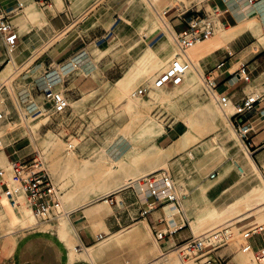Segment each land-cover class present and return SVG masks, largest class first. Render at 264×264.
<instances>
[{
  "label": "rangeland",
  "instance_id": "374dc122",
  "mask_svg": "<svg viewBox=\"0 0 264 264\" xmlns=\"http://www.w3.org/2000/svg\"><path fill=\"white\" fill-rule=\"evenodd\" d=\"M13 1L0 0L2 9L8 12L11 20L12 16L23 8H18L17 3ZM26 1L32 3L36 9L44 11L47 15V20L45 22H29L24 30L21 29L20 25L15 23L20 38L18 40L19 46L13 52L18 54L22 50V52L28 51L31 54L29 59L23 64L19 60L21 57H18L16 66H11L8 55L9 51L0 39V108L4 109L7 113V118L0 123L1 135H7L14 140H19L17 145L30 152L26 157L27 160H32L36 151L43 152L47 168L54 180L63 189L62 198L64 203V194L69 186L71 187V178L70 176L62 178L56 176L55 173L61 172L67 165L71 164L76 168L80 167L86 159H95L97 155L101 156L103 150L106 148H109L118 155L123 147H127L128 144L131 148L126 153V161H129L132 153L138 152L144 155L150 148H156V145L164 151H168L180 142L182 136L189 130L190 124L194 123L196 129L198 127L201 130L197 129L194 132H202L203 136L171 155L165 156L156 165L160 166L159 168L171 167L175 173L178 186L182 191L187 193L183 207L186 214L185 221H182L185 224L184 228L193 231L192 234H200L206 230L229 223L232 236L229 239V244L220 248L218 253L232 254L236 263L242 264L239 254L242 256L246 252H243L240 248L241 228L248 227L255 222L264 223V208L257 207L249 217L241 220H238L239 217L232 219L228 217L223 220L196 221L202 211L209 205V198L214 203L221 202L226 198L227 188L234 181L241 178L239 166L242 163L239 160H235L232 163V160L228 158L227 147L236 142L233 146V151L241 149L242 152H245L248 148L230 119L232 114L229 113L227 120L218 101L212 95L206 93L204 81L200 76H198L199 83L196 89L191 92L177 91L176 86L169 85L161 90L154 89L146 96L138 95L137 99L143 106L140 111L148 112L147 114H139L137 111L125 108L123 92H121V88L117 85V81L130 72L145 51L148 43L154 44L156 40L163 39L164 34H167L170 37L169 51L171 53L172 51L173 53L175 52L174 36H170V32L166 27H161V29L153 34H147L141 30L147 18L154 11L159 12L163 16L168 26H172L171 17L178 12L174 7L176 3L184 1L186 4H191V2H194L199 3L200 7L203 5V3H200L203 0H153L156 7L155 10L148 6L147 0H136V11L132 10L130 4L132 0H105L102 5L107 7L106 11L101 15L96 14L99 21L97 18L92 21H85L90 16L89 13L85 19H81V23L75 21L56 31H53V25L57 24L54 10L50 11L51 7L43 8L34 0ZM108 1L109 3H107ZM216 2L224 5L220 0H213V3ZM168 6L171 10L166 13ZM208 9H210L209 6ZM114 11H118L120 15L119 23L122 26L120 33L110 27L111 22L114 21ZM154 14L158 16V13ZM98 22H103L105 28H108L110 31L113 30L108 37H104V34H99V38L95 39L89 32V28H95V26V30L102 31V27H97ZM177 28L182 29L184 25L179 24ZM217 29L214 34L225 31L227 27L219 26ZM258 39L252 31L245 32L237 40L231 42L230 50L232 54L228 56V59L236 63L235 70L240 68V64H246L252 75V80L247 83L252 84V87L257 85L259 92H263L264 45ZM96 46H99L101 49H97L96 51ZM86 53L89 54L88 56H93L92 58L95 62V66L91 70L83 69L80 64L74 67L75 61L71 64V67L63 70L62 72L64 73H61L63 64L75 57L81 58ZM157 53L160 54L159 52ZM188 53L196 63V58L193 57V49L189 50ZM221 53L224 54V52ZM21 56L23 57V53H21ZM160 57L168 60L167 65H165L167 67L170 58H165V55L161 54ZM5 58H7L6 61ZM212 58L210 57L209 60L211 61ZM77 61L79 62L80 60L78 59ZM9 65V71L2 78V71ZM218 65L219 63L210 64L206 68H201V73L209 71L213 66H215L214 69H217ZM164 70L165 67L157 71L149 79L148 76L139 77L130 87V91L137 90L140 86H149L152 80ZM77 72L81 74L87 73L96 83L94 84L95 88L92 90L84 92L80 97H71L70 99L74 107L73 110L75 109L79 113L86 114V118L89 119L90 128L92 129H88L91 134L90 139L84 141L82 145H78L75 150H70L66 141L67 137L64 136L68 130L65 126L60 128L57 125L58 121H60L59 118L48 112L49 105L45 97L46 88L43 84L50 79L51 76H48L50 74H53L52 77H56L65 73L75 75ZM217 82L219 85V79H217ZM55 90H67V88L61 87ZM170 93H175L173 99L168 98ZM80 98L83 99L77 101ZM211 103L218 106L217 108L220 113L215 115L213 123L209 122L211 125L207 123L203 127L202 125L197 126V119H199L197 109L208 106ZM80 109H84V111ZM230 110L232 111L233 109L231 108ZM147 115L152 117L154 121L163 124V128L160 124H156V129L160 130L158 133L140 137L137 135V132L140 129L141 119ZM42 118L43 121L38 126L34 127L35 125H31ZM89 132L87 131L86 133ZM213 136L219 138L224 144V149L210 144L213 143ZM51 137L57 139V141L51 142ZM73 140L74 143L79 142L78 138H73ZM142 146L147 147L143 149ZM162 149L161 151H163ZM143 166L144 168L146 167L145 164ZM228 168L229 170L225 173V170ZM150 170L152 169L146 167V170L141 172L139 176ZM99 171L91 172L90 178L94 176V173H98ZM213 174H215L214 177L212 176ZM82 179H85V177L81 176L80 180ZM206 190L209 198L207 197ZM0 202V207H3V211L0 212V243L4 240V235L9 232L14 231L12 232L14 234L27 227L36 226L43 222L37 218L33 219L32 209L27 199L23 200L21 206H12L0 188ZM28 208L30 211L26 219L13 227V219L19 217L21 212ZM163 215L166 218V213ZM195 215L197 217L193 220ZM63 217L64 215L57 221H45V225L52 227L55 224H61ZM137 228H139L137 225H131L125 231H122V236L121 234L118 236L114 235L116 242L123 243L128 235L127 231L129 232ZM162 228L165 229V226ZM183 232L185 231H181L180 233ZM153 240H156V238L153 237ZM15 241L16 237L11 236L6 242L9 252L12 251ZM157 245L159 244L156 243L155 246ZM171 250L174 252L173 262L175 264H199L193 258L183 261L177 245L169 251ZM249 256L248 264H253L250 252ZM236 263L231 262L230 264Z\"/></svg>",
  "mask_w": 264,
  "mask_h": 264
},
{
  "label": "crops",
  "instance_id": "0c3cea01",
  "mask_svg": "<svg viewBox=\"0 0 264 264\" xmlns=\"http://www.w3.org/2000/svg\"><path fill=\"white\" fill-rule=\"evenodd\" d=\"M24 1L28 3V1ZM34 1L43 8L50 7L51 5L50 11L54 10V17L57 18V24L53 25V31L60 30L75 21L81 23V19H85L89 13L90 16H88L85 21H92L97 18L96 14L101 15L106 11L105 9H107L105 5H102L105 0H49V5L47 4V6H42L36 0ZM239 1L249 2L248 0H233L227 5L228 11L223 15V19L228 20L230 28L228 27L224 34H214L207 39L210 40L209 44L203 43L206 40L200 42L197 44L199 47L193 50V57L196 58V63L200 69L206 68L210 64L219 63L217 69H214L215 66H213L210 70H212L213 75L218 76L220 81L218 91L228 95L233 105L248 96L253 95L257 98L252 108L234 116L232 119V121L250 126L251 129L248 132V142L251 144L250 151L248 149H246L245 152H242L241 149L233 151V146L236 142L227 147L228 158L232 160V163H234L233 161L235 160H239L242 163L241 166L244 169V173L241 174L240 179L234 181V183L227 188L226 198L219 203L212 202L206 190L210 202L218 210L220 209L219 211L226 210L231 204L251 193L256 187L264 186V91L259 92L257 85L252 87V84L240 78L237 74V70H235L236 63L228 59V56L232 54L230 50L231 42L237 40L245 32L252 31L251 29L243 30L235 34L232 38H226L229 33H232L230 31H236L240 25L239 17L235 12V5H239ZM13 2L17 3V0ZM107 3H109V1ZM200 3H203L200 7L199 3H195L196 8L208 9V6L211 7L213 4H219L222 8H226L223 2L224 5H221L219 2L213 3V0H203ZM130 4L132 10L136 11V0H132ZM23 9L21 11H23ZM113 16L114 21L111 22L110 27L116 29L120 33L122 26L121 23H119L120 15L118 11H114ZM173 17L174 15L171 17L172 26H167L168 31L169 29L173 32L182 30L183 28H177L179 24L184 25V28L187 26V23L180 22L179 19L175 17L174 19ZM97 19L99 21V18ZM97 27H102V31L98 29L95 30L96 26L95 28H89V32L95 39L99 38V34H104V37H108L113 31L105 28L103 22H98ZM159 29H161V26L153 30L150 29V25L145 28L147 34H153ZM168 36L169 35L164 34L163 39L156 40L154 44L148 43L151 49L156 50V52H159L161 55H165V58H168L171 54V51H169L170 37ZM97 49L101 48L96 46V51ZM221 52H224V54ZM21 53H23V57ZM30 55L28 51L22 52V50H20V53L16 54V60H18V57H21L19 60L21 64H23L29 59ZM88 55L89 54L86 53L82 56L91 59L95 66V62L92 58L93 56ZM210 57H213L211 61L209 60ZM6 59L7 58H5V61ZM10 59L11 56H9V61ZM78 59H80V57H75L71 61H67L63 64L61 73H64L62 71L71 67V64ZM51 75L53 74L48 76ZM48 81L50 83L47 82L46 84L45 82L43 84L45 88L50 85H53L55 89L66 87L67 90H65V92L70 99L71 97L76 98L82 96L84 92H88L95 88L94 84H96L87 73L81 74L79 72L75 75H69V73H65L64 75L60 74V76L57 75L56 77H52V79H48ZM82 99L83 98H80L77 101H81ZM81 111H84V109ZM75 112L77 111L75 110ZM3 139L5 148L2 151L7 159V165L14 159H26L30 152L17 145L19 140H14L7 135H3ZM220 143V148L224 149V144L221 141ZM146 147L142 146L143 149ZM169 168L172 170L171 167ZM229 168L225 170V173ZM172 172L175 176L173 170ZM140 190L141 188L137 185L127 184L121 189L111 192L115 199L114 203L107 201L104 204L103 199L99 198L98 200L79 204L75 208L69 205L64 206L63 204L65 210L63 215H67L69 218L71 227L73 228V236L72 231L67 232V234L69 233L68 235L60 233V231H62L61 224L47 227L45 225L46 222L43 221L36 226L27 227L20 232L18 231L7 237L5 236L4 240L0 243V264H167L164 261L156 263V260L162 254L173 252V250H169L190 237L193 231L184 228V226L179 228L184 225L182 221H185L183 217V219L181 218L179 213H177L179 222H176L175 218H172L173 222L170 223L165 211L167 205L152 210L147 215L142 216L141 210L146 207L147 202L145 194ZM263 204L264 202L254 201L248 207L232 216L231 219L236 217H239L238 220L247 218L254 209L259 206V208H261ZM165 213L168 224L171 225V227L179 226V229L173 234H168L164 238L158 239L156 231L163 229V226H165V229L167 228V223L163 221V214ZM196 217L197 215H195L193 220H195ZM131 225H137L139 228L127 232L128 235L125 238L126 240L123 243H117L114 235L118 232L125 231ZM59 226L61 229H59ZM181 231L185 232L180 233ZM61 234L65 239L61 237ZM11 236H15L16 241L12 246V251L9 252L6 242ZM153 237H155L156 240H153ZM156 243L159 245L155 246ZM253 243L256 247L263 245L264 235L254 236ZM88 249H92V254ZM83 250L87 253L86 258L80 256ZM228 255L232 256V254ZM239 257L242 264H248V252L244 253L242 256L239 254ZM231 262L236 263L233 256Z\"/></svg>",
  "mask_w": 264,
  "mask_h": 264
},
{
  "label": "built area",
  "instance_id": "2783aa9c",
  "mask_svg": "<svg viewBox=\"0 0 264 264\" xmlns=\"http://www.w3.org/2000/svg\"><path fill=\"white\" fill-rule=\"evenodd\" d=\"M36 1L42 6L49 4V0ZM221 1L226 8H222L219 4H213L210 9H198L194 2H191V4H186L184 1L176 3L174 7L178 12L174 14V17L179 19L180 22L187 23V26L180 31H176L173 35L176 50L168 68L155 78L153 85L140 86L136 90L137 95L146 96L149 95L154 87L178 85L183 82L187 70L193 64L188 51L199 41L211 37L219 26H229L228 20L223 19V15L228 11L227 5L233 0ZM248 1L251 4H258L264 0ZM17 3L18 8L23 7L19 0H17ZM169 10L171 8L168 6L167 11ZM19 38L17 26L8 16V12L2 9L0 3V39L9 52L14 51L18 47ZM237 74L246 82L252 80L251 71L246 64L240 66ZM201 77L205 84L206 93L212 95L218 101L220 107L225 109L231 102V98L218 91V76L213 75L212 71L209 70L201 73ZM45 97L49 105L48 112L60 120L57 125L60 128L65 126L68 130L64 136L67 137L66 141L69 148L75 149L78 145H82L84 141L91 138L89 131L92 128H90L89 119L86 118V114L73 110L70 98L65 90H55L53 85H50L45 89ZM256 99L253 96H248L236 103L234 105L236 111L230 116V119L232 120L234 116L252 108ZM39 109L41 110V108ZM6 118V111L0 108V123ZM232 122L250 151L251 144L248 142L250 126L235 121ZM89 128L90 130H88ZM87 131L89 133H86ZM73 138H78L79 142L74 143ZM4 148L3 135H0V151ZM35 153L32 160L25 158L14 159L9 162L8 166L0 167V186L12 206H21L23 200L27 199L37 219L41 221H57L65 213L62 198L63 189L54 180L47 168L43 152L36 151ZM239 168L241 171V166ZM212 176L214 177L215 174ZM136 183L146 196L147 205L141 210L142 216L159 207L174 204L178 208V213L186 219L183 207L187 193L180 189L177 179L169 167L159 168L143 174L136 179ZM112 194L110 192L101 198H106L108 202L114 203L115 199ZM163 221L167 223V228L156 231L158 239H162L168 234H173L185 225L173 229L168 224L165 216H163ZM241 229V250L250 252L255 264H264V244L256 247L253 243L254 236L264 235V223L255 222ZM231 236L232 232L229 224H224L200 234L193 233L178 244L177 248L183 261L193 258L199 264H230L231 255L219 254L218 250L229 244Z\"/></svg>",
  "mask_w": 264,
  "mask_h": 264
},
{
  "label": "bare ground",
  "instance_id": "6f19581e",
  "mask_svg": "<svg viewBox=\"0 0 264 264\" xmlns=\"http://www.w3.org/2000/svg\"><path fill=\"white\" fill-rule=\"evenodd\" d=\"M20 2L23 4L24 9L22 8L23 11H21L22 9H20V10L18 9L21 12L17 11V13L13 16V19L17 23V25H20L21 29H23V30L26 29V26L29 22H37V21L45 22L47 20V15L44 11L36 9L34 7V5L30 2L26 3L24 0H20ZM147 2H148L147 3L148 6L150 8H152L154 10L156 9L155 3L153 2V0H147ZM239 2H240L239 5L238 4L235 5V12L239 17L240 25L236 31H230L232 33H229V35L226 36V38H232L238 32H241V31L247 30V29H251L254 32V34L259 38L258 41L262 45H264V1H261L258 4H251V3L246 2V1H242V2L239 1ZM170 6H172V5H170ZM50 7H51V5H50ZM154 13H158V16L155 15ZM154 13L151 14L147 18L145 24L142 26L141 30L143 32L144 31L146 32L145 28L148 25H150L151 30L155 29L158 26L167 28L168 25L166 24L163 16H161V14L159 12L154 11ZM216 30H218V29H216ZM169 31H170L171 35H174L173 34L174 32L172 30L169 29ZM225 32L226 31H221L218 34H224ZM204 40H206V41H204ZM204 40L199 41L197 44H199L202 41H204L203 43H205V44H209L210 40H207V39H204ZM196 45L193 46L191 49H193V50L197 49L199 46L198 45L196 46ZM174 54H175V52L173 53V51H172L171 55L173 56ZM8 55L11 56V59H10L11 66L15 67L16 62H17L16 54H14V52L12 51V52H9ZM172 56L171 57L168 56V58H170L169 64H170ZM79 60L81 61V62L79 61L80 63L78 61H76L74 63L75 67H77L78 64H80L83 69H86L89 71L94 66L93 61L91 59H88L86 56H82ZM167 62H168L167 59L161 58L160 54H158L156 52V50L151 49L150 45L147 44L145 51L142 53V55L140 56L138 61L135 63V65L132 67L130 72L127 73L124 77H122L121 79H119L117 81V85L121 88L120 89V90H122L121 92H123V97H124L123 103L125 105V108L130 109V110L132 109L133 111H137V113H139V114H142V113L147 114L148 113V112H141L140 111V109L143 106L140 103V101L137 99L138 95L136 94V90L130 91V87L141 76H145V77L148 76V79H149V77H152L153 75H155L157 73V71L162 70L164 67L166 70L169 66V64L167 67L165 66V65H167ZM192 62H193V64L187 70L183 82L181 84H178V85H173V86H176L177 91L181 90V91L191 92V91L196 89V87L199 83L198 76L201 77V70H200L199 66L197 65V63L195 65V62L193 60H192ZM9 69H10V65L2 71V74H3V75H1L2 78L6 75V73L9 71ZM51 79H52V75L50 77V80ZM201 79H202V77H201ZM154 81H155V78H154V80H152V83L150 85H153ZM47 82H49V81L47 80L46 84H47ZM166 86H169V85H165L162 87H154L153 89H151V91L154 89L161 90L162 88H165ZM158 96H160V95H158ZM174 96H175V93H170L168 95V98L173 99ZM254 98H256V97H254ZM217 107L218 106H215L212 103L208 106H203L201 108L199 107L197 109V115H198L199 119H197L198 122L196 125L197 126L202 125V127H203V125L206 126L207 123H209V122L213 123L215 115L217 113H220ZM231 108L233 109L232 111L230 110ZM221 110L225 114V117H227V120H228L229 113L233 114L236 111L235 106L232 104V101L227 105V108L225 110L222 108H221ZM148 115L145 118L141 119L140 129L137 132V135H139L140 137L145 136V135H153V134L158 133V131H160V130L156 129V124H160V122L154 121V119H152V117H150ZM143 117H144V115H143ZM41 121H43V118L32 123L31 125H35L34 127H36L41 123ZM210 123L208 125H211ZM230 124H231V122H230ZM160 126H162V128H163V124H160ZM7 128L10 129L9 126H7ZM197 129L199 130L198 127H197ZM197 129H196V126H194V123L190 124L189 130H187L186 133L182 136L180 142H178L176 145H174L168 151H164L161 147L156 145L157 146L156 148H150L149 150H147L145 152L144 155H142L141 153H138V152L132 153L129 161L128 160L126 161V159H125V157L127 156L126 153H128L130 148H131V147H129V144H128L127 147H125V148L123 147L122 151L118 155H116L115 152H112L109 148H106L103 150V154L101 156L97 155V157L95 159H86L85 161H83V163L80 165V167L76 168V167L72 166L71 164L67 165L65 167V169H63L61 172L55 173L56 176H59L62 178L66 177V176H70V178H71V183H70L71 187L69 186V188L66 190V192L64 194V197H65V200L63 203L64 206L69 205L70 207L75 208L79 204L90 202L92 200H98L102 196H105L112 191H116L118 189H121L124 185H127V184L137 185L136 179H138L140 177L139 175L141 172L146 170V167L149 169H152V170L159 169L160 166H157L156 164L159 163L161 160H163L165 158V156L171 155L172 153L176 152L179 149H182L184 146L190 144L191 142L197 141L199 138H201L203 136L202 132H200V133L197 132L198 134L194 132ZM199 131H201V130H199ZM1 134H2V131L0 129V135ZM50 139H51L50 140L51 142L57 141V139H54L53 137H51ZM212 141H213V143H210L212 146H215L217 148L221 147L220 140L217 136H213ZM123 142H124V140H123ZM68 149L75 150V149H72L69 147H68ZM161 149L163 151H161ZM144 164L146 166L145 168L143 166ZM0 166H7V159H6L2 150L0 151ZM241 168H242V170H241V174H242V173H244V169L242 166H241ZM97 170H100V171L98 173H94V176L90 178L91 172H96ZM81 176H84L85 179L80 180ZM254 201L264 202V186L256 187L251 193H249L248 195L239 199L235 203L231 204L224 211H219L210 202L209 205L207 206V208L205 210H203L202 213L198 216L196 221L198 222L201 220H223V219H226L228 217L231 218L235 214L242 211L244 208L248 207ZM103 202L104 203L107 202L106 198L103 199ZM261 208H264V204ZM31 209H32V207H31ZM177 210H178V208L174 204H173V206H172V204H168L165 207V211L167 213V216H168L170 223L173 222L172 218H175L176 222H179L178 221L179 219L177 217V213H178ZM1 211H3V207H0V212ZM29 211H30L29 208L25 209L21 212L19 217L14 218L12 221L13 227L15 225H17L18 223L19 224L22 223L26 219L27 215L29 214ZM32 217L35 220L36 216H35L33 210H32ZM62 219H63V221L61 223L62 231H60V233H63L64 235H66L67 232L72 231L73 228L71 227V224H70V221H69V218L67 215H65ZM61 228L59 226V229H61ZM12 232H14V231H12ZM12 232L11 233L9 232L4 236L7 237V236L11 235ZM120 234L122 236L123 232H118L115 235L118 236ZM124 234H126V233H124ZM72 236H73V231H72ZM61 237H64V236L62 235ZM64 239H65V237H64ZM88 250L92 254V249H88ZM173 253L174 252H168L166 254H162L159 258H157L156 263L164 261L167 264H175V262H173L174 261L173 260V257H174ZM80 256H83L86 258L87 253L85 252V250H83L82 253H80ZM248 256H249V252H248ZM191 264H193V263H191ZM254 264H255V262H254Z\"/></svg>",
  "mask_w": 264,
  "mask_h": 264
}]
</instances>
